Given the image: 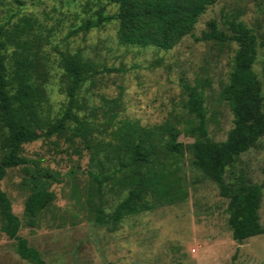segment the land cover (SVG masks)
<instances>
[{"label":"rangeland","instance_id":"rangeland-1","mask_svg":"<svg viewBox=\"0 0 264 264\" xmlns=\"http://www.w3.org/2000/svg\"><path fill=\"white\" fill-rule=\"evenodd\" d=\"M118 12L119 5L108 0H0V27L10 28L25 16L35 20L36 43L52 75L47 85L52 117L58 116L67 102L60 54L79 53L96 67L99 73L79 95L84 107L80 116L95 124V140L110 141L112 130L122 121L137 122L145 128L172 122L180 131L178 142L192 144L195 139L185 131L192 126L185 109V81L205 90L209 133L213 140L225 141L234 122L230 106L220 93L229 82L237 45L197 38L210 32V22L225 35L232 34L231 21L244 23L258 38L253 68L262 79L264 0H218L200 17L193 33L168 51L121 45L116 19L100 28L71 34L86 21L96 20L99 13L113 17ZM110 107H115L117 114L113 125L104 114ZM69 135L42 138L23 146L22 155L34 161L28 165L32 172L38 168L39 172L59 175L57 182L50 183L55 201L36 226L30 227L24 214L30 194L24 167L8 170L1 183L22 222L20 236L39 251L46 264H264V234L242 244L234 240L229 199L222 196L218 184L192 166L188 151L178 163L161 155L178 200L157 201L148 192L144 212L126 217L114 230L112 225H99V184L90 172L104 180L114 169L110 163L100 170L91 159L87 142ZM3 155L0 145V160ZM241 173L253 183L264 184V138L227 168L225 181L231 184ZM122 177L125 179L126 174L103 181L107 215L128 195ZM259 215L263 225L264 191ZM2 225L0 217V264H31L18 255L16 242L2 231Z\"/></svg>","mask_w":264,"mask_h":264},{"label":"trees","instance_id":"trees-1","mask_svg":"<svg viewBox=\"0 0 264 264\" xmlns=\"http://www.w3.org/2000/svg\"><path fill=\"white\" fill-rule=\"evenodd\" d=\"M119 5L113 17L99 13L96 20H88L78 30L100 28L106 21H119L118 38L121 45L155 47L163 50L175 48L195 30L200 17L218 0H108ZM35 20L27 16L10 28L0 27V145L4 155L0 160V217L2 231L16 242L18 255L31 264H46L39 251L20 236L22 222L13 212L12 201L1 188L8 170L24 167L28 176L30 194L25 201L24 214L28 225L34 227L38 218L53 205L55 194L50 183L59 175L49 171L32 172L28 165L34 163L22 155L23 146L42 138L54 136L80 137L92 151L91 159L103 170L110 164L114 173L104 176L90 172L97 187L99 205L96 222L101 226L112 225L114 230L126 217L145 211L146 193H152L157 201L178 200L172 190L175 186L165 174L167 164L162 156L178 163L186 151L191 154L192 166L205 178L219 185L223 197L229 199V225L233 238L239 243L264 234L259 210L262 204L264 184L253 183L244 173L229 184L225 181L228 167H232L249 150L256 148L264 138V71L262 79L254 71L258 38L255 32L242 22L231 21V35L219 31L215 22L209 23L198 41L236 43L233 68L220 95L233 114L234 126L225 141H215L209 133L205 90L184 83L188 94L185 104L191 116L192 126L185 131L194 138L192 144L178 142L180 131L172 122L145 128L137 122L122 121L112 130L108 142L93 138L95 124L80 116L84 110L79 95L84 85L99 72L92 63L77 54H60L59 66L66 79V106L56 117L49 114L47 85L51 80L49 65L40 55ZM14 50H9L10 47ZM110 107L104 114L113 125L116 113ZM111 153L112 156H109ZM162 155V156H161ZM100 173V172H99ZM173 172H170L172 174ZM117 174H126L122 181L129 188L127 197L111 215L104 211L103 186L107 179L115 180ZM52 179V180H51Z\"/></svg>","mask_w":264,"mask_h":264}]
</instances>
